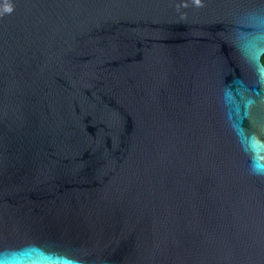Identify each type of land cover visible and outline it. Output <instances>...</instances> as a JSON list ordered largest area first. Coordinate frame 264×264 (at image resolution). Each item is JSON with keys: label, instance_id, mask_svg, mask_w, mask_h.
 I'll use <instances>...</instances> for the list:
<instances>
[{"label": "water", "instance_id": "1", "mask_svg": "<svg viewBox=\"0 0 264 264\" xmlns=\"http://www.w3.org/2000/svg\"><path fill=\"white\" fill-rule=\"evenodd\" d=\"M264 0H0V264H264Z\"/></svg>", "mask_w": 264, "mask_h": 264}, {"label": "trees", "instance_id": "2", "mask_svg": "<svg viewBox=\"0 0 264 264\" xmlns=\"http://www.w3.org/2000/svg\"><path fill=\"white\" fill-rule=\"evenodd\" d=\"M262 61H263V63H264V54H263V56H262Z\"/></svg>", "mask_w": 264, "mask_h": 264}]
</instances>
